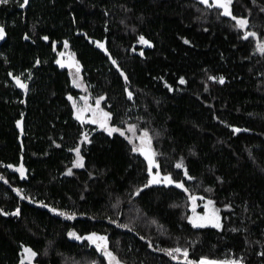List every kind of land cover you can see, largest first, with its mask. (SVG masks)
I'll use <instances>...</instances> for the list:
<instances>
[{
  "label": "trees",
  "instance_id": "trees-1",
  "mask_svg": "<svg viewBox=\"0 0 264 264\" xmlns=\"http://www.w3.org/2000/svg\"><path fill=\"white\" fill-rule=\"evenodd\" d=\"M21 3L0 4L7 37L0 39V209H21L18 217L0 213V264H20L23 246L37 252L36 264H109L70 231L107 236L121 264H186L182 254L173 259L161 250L174 247L186 248L192 261L242 257L243 264H264V55L257 40L243 39L235 21L200 0H31L27 9ZM231 10L264 41V0H233ZM141 35L151 46L139 43ZM57 50L78 59L86 93L70 71L55 66ZM69 95L80 107L83 97L95 104L103 96L110 125L125 135L81 123ZM130 125L137 134L148 130L162 175L188 192L144 187L147 161L132 151ZM84 132L91 144H81ZM76 146L83 168L74 167ZM180 162L193 179L175 167ZM21 164L25 178L13 170ZM190 194L214 201L221 229L190 224Z\"/></svg>",
  "mask_w": 264,
  "mask_h": 264
},
{
  "label": "snow or ice",
  "instance_id": "snow-or-ice-1",
  "mask_svg": "<svg viewBox=\"0 0 264 264\" xmlns=\"http://www.w3.org/2000/svg\"><path fill=\"white\" fill-rule=\"evenodd\" d=\"M29 0H23V3L20 4V7L23 8L28 5ZM200 2L204 5H207L209 8L215 7L217 9L222 10L220 13L223 16L230 17L231 20L235 21V27L244 30L243 34V39L247 40L250 37H257L258 34L255 31H248L249 27V20L245 17H239L237 15H234L232 10H231V5L233 3V0H200ZM8 0H0V4H7ZM4 28L0 26V39L3 38L4 36ZM27 39V37H25ZM44 40H48L49 37L44 36ZM96 45L104 49L105 52H107V49L105 48V44L100 42V41H94ZM139 43L151 46V42L147 40L143 35L139 36ZM185 44L190 43L187 39L184 40ZM65 48L68 46V42H64ZM256 48L260 52L261 55H264V41L261 39L257 38L256 41ZM135 51V49H133ZM65 54L60 53V56L63 57ZM141 56H143V52L140 53ZM39 63V61H37ZM56 63L59 64L61 67H64V61L63 60H56ZM112 63L117 66L119 69V65L117 64V61L115 59H112ZM67 66L69 68H75V72L73 73V84L76 87H81V84L78 82L79 79V73H80V64L78 61H75L71 56L69 57V60L67 62ZM120 74L124 76L125 81L128 80V77L124 74L123 70H120ZM16 80V83L25 91H27V84L23 83L20 79V77H14ZM210 80L213 81H218L220 84H223L225 82V78L223 76H209ZM179 83L180 84H185L187 83L186 80L183 77L179 78ZM166 86L169 88V90H173L171 85ZM207 90V89H205ZM132 92H128V97L129 99L132 98ZM68 99L72 101V106L76 110V119L79 120L81 123H84L86 120L87 122L91 124H97L101 129H103L105 132L108 133L109 136H111L113 133H119L121 136H124L125 133L118 127H112L109 124V120L111 118V113L104 111L100 105L101 101L104 99L103 96L99 97L95 101V106L93 107L92 105L87 103V97H83L82 99L85 101L84 105L82 107L78 106L76 101L73 99L71 95L68 96ZM91 113L90 117H86L85 113ZM20 121H17V125L20 126ZM23 131V129H21ZM129 132L132 133L130 137H128L129 142L133 144L132 151L133 152H138L140 153L144 159L147 161V171L150 179L147 181V183L144 185V187H148L149 185L152 184H166V185H175V187L183 189L185 192H188V189L185 187L184 183L182 181H177L172 178L171 174H167L164 176H161L160 172L158 171L160 165L156 160V155L157 153L154 151L153 146H152V137L149 135L148 130H143L142 135L138 137L140 143L137 145L135 143V139H137L136 136V126L135 125H130ZM234 132H240V128H233ZM244 131H248L247 129H244ZM83 140L81 141V144L88 143L91 144L92 141L89 138V134L87 132L82 133ZM70 151H74L76 154V160L74 161V167H79L83 168L84 167V156L81 155V147L76 146L73 149H70ZM8 167L12 168L14 167L13 165H8ZM176 168L178 169H183L184 170V175L188 177L189 180L193 179L192 176L188 174V170L185 167V165L180 162L175 165ZM157 169L155 173H153V169ZM17 172L20 173L21 178H25V168L23 164H21L19 167L15 169ZM68 174L71 175L72 171L71 169L68 170ZM0 179H3V177H0ZM17 194H20V189L15 190ZM137 195H139V190L136 192ZM21 199H31L30 197L23 196L21 195ZM189 199L192 201V211L193 215L189 218V222L192 224L193 227L196 228H202V227H207L211 226L213 228L220 229L222 228L221 224V217L219 215V210L213 207L212 205L214 202L212 200H208L207 203L205 204V209L207 211L203 214H197L195 211L196 208V200L198 199L197 196L195 195H189ZM199 199H203V197H199ZM43 207H48L46 204H42ZM51 211L57 212L58 210L55 208H52ZM0 213H2L5 216L12 215V216H20L21 214V209L20 207H16L14 212L8 213L4 212L3 209H0ZM59 215L64 216L67 219H75L76 214L75 213H69V212H59ZM120 227L123 228H129V225L124 224L120 225ZM233 231H236V229H233ZM68 236L71 238H74L76 240H87L91 242L92 244L95 245L96 249L99 250L103 256H105L108 259L109 264H121L120 260L117 258V256L109 250L108 248V238L105 235H100L96 232H92L88 234L87 236H81L78 235L75 231H70L68 232ZM141 239H144L141 237ZM149 246L150 242H149ZM162 251H165L166 254L173 259H177L176 254H182L184 257L186 264H243V258L239 259H222V260H216V259H209L207 257H202L199 261H192L188 260V250L181 249L180 247H174V248H169V249H161ZM37 252H35L31 247L23 246V252L21 254V260L20 264H33L34 258L37 256ZM260 255H264V252L260 253Z\"/></svg>",
  "mask_w": 264,
  "mask_h": 264
},
{
  "label": "rangeland",
  "instance_id": "rangeland-1",
  "mask_svg": "<svg viewBox=\"0 0 264 264\" xmlns=\"http://www.w3.org/2000/svg\"><path fill=\"white\" fill-rule=\"evenodd\" d=\"M255 40H257V38H258V36L257 37H253ZM2 41H5V40H3V38H2ZM66 53V52H65ZM62 70H64V69H62ZM75 71L72 69V71H71V75H72V77H73V73H74ZM81 74H83V73H81ZM79 75V79H78V82L81 84V87H77V89L79 90V91H81L82 93H86V90H87V88H86V84H85V81H84V78H83V76L82 75ZM88 104H90V105H92L93 107L95 106V104H93V103H88ZM101 107V106H100ZM102 108V107H101ZM85 116L86 117H90L91 116V113L90 112H88V113H85ZM84 123H87V124H91V123H89V122H87V120L84 122ZM109 124H110V120H109ZM95 125H97V124H95ZM98 127H99V125H97ZM129 129V128H128ZM132 135V133L131 132H129L128 131V137H130ZM140 135H142V133H139V134H137L136 133V136H137V139H135V143L137 144V145H139V143H140V141H139V139H138V137L140 136ZM128 139V138H127ZM129 140V139H128ZM132 144V143H131ZM133 145V144H132ZM16 169V167L15 168H13V170L14 171H16L15 170ZM25 176H26V172H25ZM208 200H211V199H197L196 200V208H195V211H196V213L197 214H200V215H203L206 211H207V209H205V204L207 203V201ZM213 201V200H212ZM214 202V201H213ZM213 207H215L216 209H218L219 210V208L215 205V203L212 205ZM190 211H191V214H190V217L193 215V211H192V204H191V209H190ZM219 215H220V217H221V224H222V226H223V221H222V216H221V212H220V210H219ZM191 224V223H190ZM192 225V224H191ZM194 228H196V227H194ZM202 228H213V227H211V226H207V227H202ZM215 229H217V228H215ZM221 229V228H220ZM34 260H35V258H34ZM34 260H33V264H36L35 262H34ZM184 263H186V261L184 260L183 261Z\"/></svg>",
  "mask_w": 264,
  "mask_h": 264
},
{
  "label": "water",
  "instance_id": "water-1",
  "mask_svg": "<svg viewBox=\"0 0 264 264\" xmlns=\"http://www.w3.org/2000/svg\"><path fill=\"white\" fill-rule=\"evenodd\" d=\"M30 2H31V0H29L28 5L25 6L26 9L29 7ZM4 33H5V32H4ZM6 38H7V37H6V35L4 34L3 39L6 40ZM69 57H70V56H69ZM71 57H72V56H71ZM72 58H73V57H72ZM73 59L75 60V58H73ZM68 60H69V58H68ZM68 60L64 61V64H65L64 67H61V66H60L59 64H57L56 62H55L54 64H55L56 67H58V68H60V69L68 70V71H70V70H72V69H75L74 67H73V68H69V67L67 66V62H68ZM75 61H76V60H75ZM80 70H81V68H80ZM129 91H130L129 89L126 90L127 98H128V100L133 101V100H134V95H132V98L129 99V97H128V92H129ZM130 92H131V91H130ZM132 94H133V93H132ZM21 134H23V132H22ZM156 171H157V169L154 168V169H153V173H155ZM158 171L160 172L161 176H163L162 173H161L160 167H159ZM158 185H159V184H152L151 186H158ZM171 186H175V185H171Z\"/></svg>",
  "mask_w": 264,
  "mask_h": 264
},
{
  "label": "bare ground",
  "instance_id": "bare-ground-1",
  "mask_svg": "<svg viewBox=\"0 0 264 264\" xmlns=\"http://www.w3.org/2000/svg\"><path fill=\"white\" fill-rule=\"evenodd\" d=\"M69 56H72L73 58H75L76 61H78V59L75 56H73L72 54H70V53H66L63 57H61L60 54H59L57 60L60 59V60L66 61V60H68ZM64 57H66V58H64ZM80 68L82 69V66L81 65H80Z\"/></svg>",
  "mask_w": 264,
  "mask_h": 264
},
{
  "label": "flooded vegetation",
  "instance_id": "flooded-vegetation-1",
  "mask_svg": "<svg viewBox=\"0 0 264 264\" xmlns=\"http://www.w3.org/2000/svg\"><path fill=\"white\" fill-rule=\"evenodd\" d=\"M0 45H1V44H0ZM63 51H65V50H62V51H58V50H57V51H56V53L58 54V55L56 54V59L58 58V56H59L60 53H64V54H66V53L63 52ZM64 58H66V57H64ZM73 70L75 71V69H73ZM71 71H72V70H70V72H71ZM81 73H82V69L80 70L79 75H80ZM81 75H82V74H81ZM28 85H29V84H27V86H28Z\"/></svg>",
  "mask_w": 264,
  "mask_h": 264
}]
</instances>
